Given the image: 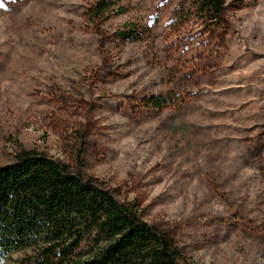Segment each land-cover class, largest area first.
I'll list each match as a JSON object with an SVG mask.
<instances>
[{
  "label": "rangeland",
  "instance_id": "374dc122",
  "mask_svg": "<svg viewBox=\"0 0 264 264\" xmlns=\"http://www.w3.org/2000/svg\"><path fill=\"white\" fill-rule=\"evenodd\" d=\"M222 1L211 19L197 0H121L92 22L96 0H0V166L46 153L189 261L264 264V0ZM126 24L148 32L117 38Z\"/></svg>",
  "mask_w": 264,
  "mask_h": 264
},
{
  "label": "trees",
  "instance_id": "16d2710c",
  "mask_svg": "<svg viewBox=\"0 0 264 264\" xmlns=\"http://www.w3.org/2000/svg\"><path fill=\"white\" fill-rule=\"evenodd\" d=\"M121 3L96 0L90 20L124 13ZM197 6L211 19L224 14L222 0H197ZM124 28L117 38L135 41L140 31L148 32L135 24ZM0 264L197 263L184 256L168 231L144 221L137 204L120 201L61 160L22 148L0 166Z\"/></svg>",
  "mask_w": 264,
  "mask_h": 264
}]
</instances>
